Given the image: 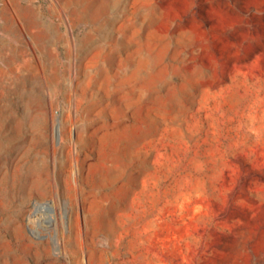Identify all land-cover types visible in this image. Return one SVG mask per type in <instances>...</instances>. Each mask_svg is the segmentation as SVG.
I'll use <instances>...</instances> for the list:
<instances>
[{
    "label": "rangeland",
    "instance_id": "374dc122",
    "mask_svg": "<svg viewBox=\"0 0 264 264\" xmlns=\"http://www.w3.org/2000/svg\"><path fill=\"white\" fill-rule=\"evenodd\" d=\"M91 1L0 0V46L32 40L29 19L56 40L51 144L66 159L48 156L51 192L31 172L29 198L22 162L0 174V222L25 209V231L49 241L0 240V264H264V0ZM79 40L105 41L78 56ZM76 64L105 89L114 68V101L70 107Z\"/></svg>",
    "mask_w": 264,
    "mask_h": 264
},
{
    "label": "bare ground",
    "instance_id": "6f19581e",
    "mask_svg": "<svg viewBox=\"0 0 264 264\" xmlns=\"http://www.w3.org/2000/svg\"><path fill=\"white\" fill-rule=\"evenodd\" d=\"M95 1L96 0L89 2L86 8L89 9L91 5H97L93 4L96 3ZM106 14H108L109 18L99 23L98 26L100 28L99 30L103 31L106 38H108L112 35V32H109L108 26L110 22H112L111 18H113V14L111 10H107ZM34 23H36V20L29 19L27 23L24 24L25 28L32 31L29 33L32 40H18L23 44L3 41L0 46V174L6 176V171L11 164L18 161L22 162L21 165L24 169L21 173L20 183L24 195H26L27 198H29L35 190L33 185L31 186L28 183L29 180H32L31 172L43 169L46 170V176L49 182L47 183L48 185L45 186V192H51L54 188V178L58 180V176L57 172L50 168L51 165L48 156H51L52 161H55L54 165H56V162L60 163L65 159L63 155L59 153L58 147L52 146L51 144L52 134L49 113L50 108L57 104V96L59 93V66L54 56L53 47L56 40H50L51 36L48 33H40L37 30H33ZM20 29L18 27L14 28L17 35L21 34ZM94 41L104 42L105 40H79L77 47L78 56L84 54L89 48L87 44H93ZM108 70L110 71L109 74L111 77L105 89L100 80L101 71L99 69L94 71L91 70L83 77L84 73L79 68L78 64H76L74 68L73 66L72 68L67 67L66 74L62 81L64 83L66 101L70 107L72 101L78 104L91 97L95 100L102 101L104 97L109 96L110 99L108 98V102H113L118 81L116 78L117 76L114 77V68L110 66ZM132 70V58L130 57H127L126 60L119 65V68L116 69L117 73L124 75L126 79L131 76ZM86 82H88V88L90 89L88 92L83 88ZM130 90V86L125 88V92L128 96H130ZM69 117L70 116H68V118ZM36 147L37 149H35ZM38 147L40 148L38 149ZM43 150L46 152L45 154L41 153ZM26 188H29V191ZM43 209V206H40L38 211ZM25 213L26 210L24 209L19 213L7 215L2 218L0 229L4 231L0 230V240L6 239L10 244L17 240H23L32 246L42 248L41 246L44 245L48 248V240L42 243H36L25 231ZM14 225L17 226L19 230L16 239H13L12 235ZM3 257L6 256L2 254V249L0 248V259Z\"/></svg>",
    "mask_w": 264,
    "mask_h": 264
}]
</instances>
